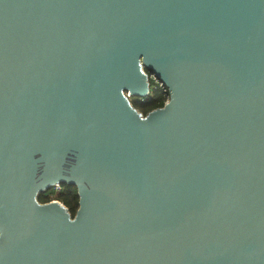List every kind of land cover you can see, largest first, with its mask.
I'll list each match as a JSON object with an SVG mask.
<instances>
[{"label": "water", "instance_id": "obj_1", "mask_svg": "<svg viewBox=\"0 0 264 264\" xmlns=\"http://www.w3.org/2000/svg\"><path fill=\"white\" fill-rule=\"evenodd\" d=\"M0 264H264V0H0Z\"/></svg>", "mask_w": 264, "mask_h": 264}, {"label": "trees", "instance_id": "obj_2", "mask_svg": "<svg viewBox=\"0 0 264 264\" xmlns=\"http://www.w3.org/2000/svg\"><path fill=\"white\" fill-rule=\"evenodd\" d=\"M167 99V88L163 84L151 79L149 95L143 99L131 98V102L138 111L142 114H146L154 108L162 107ZM59 186V190H55L52 187L39 194L38 201L45 203L57 200L68 209L71 215H74L78 208V195L76 187L68 184H59Z\"/></svg>", "mask_w": 264, "mask_h": 264}, {"label": "built area", "instance_id": "obj_3", "mask_svg": "<svg viewBox=\"0 0 264 264\" xmlns=\"http://www.w3.org/2000/svg\"><path fill=\"white\" fill-rule=\"evenodd\" d=\"M151 79L153 80V77H151ZM168 100V99H167ZM55 190H59L60 189V186L59 185H55L54 187H53Z\"/></svg>", "mask_w": 264, "mask_h": 264}]
</instances>
